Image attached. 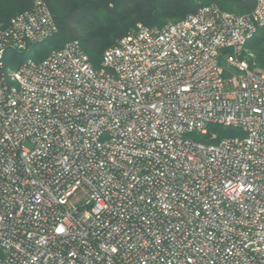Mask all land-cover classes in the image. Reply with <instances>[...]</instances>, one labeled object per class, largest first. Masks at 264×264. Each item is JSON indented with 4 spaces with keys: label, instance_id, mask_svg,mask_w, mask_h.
I'll list each match as a JSON object with an SVG mask.
<instances>
[{
    "label": "built area",
    "instance_id": "1",
    "mask_svg": "<svg viewBox=\"0 0 264 264\" xmlns=\"http://www.w3.org/2000/svg\"><path fill=\"white\" fill-rule=\"evenodd\" d=\"M244 1L138 23L97 68L77 40L6 66L56 34L42 0L0 26V264H264V70L242 57L264 0Z\"/></svg>",
    "mask_w": 264,
    "mask_h": 264
},
{
    "label": "trees",
    "instance_id": "2",
    "mask_svg": "<svg viewBox=\"0 0 264 264\" xmlns=\"http://www.w3.org/2000/svg\"><path fill=\"white\" fill-rule=\"evenodd\" d=\"M34 0H0V26L30 8ZM50 9L57 32L49 38V49L33 50L32 59L40 61L52 50L77 40L90 63L97 68L104 51L130 33L141 23L149 28H161L177 22L205 5L215 4L233 14H247L253 8L244 0H42ZM36 45H31L36 48ZM30 46V47H31ZM9 54H16L9 52ZM242 57L249 66L264 70V27L246 41ZM222 61V57H220ZM5 64H7L5 62ZM8 65V64H7ZM208 135L216 134L211 142L239 134L232 128L210 125Z\"/></svg>",
    "mask_w": 264,
    "mask_h": 264
},
{
    "label": "rangeland",
    "instance_id": "3",
    "mask_svg": "<svg viewBox=\"0 0 264 264\" xmlns=\"http://www.w3.org/2000/svg\"><path fill=\"white\" fill-rule=\"evenodd\" d=\"M50 45V41L49 39L40 43L39 45L36 46V48H32L29 47L27 50L21 52V53H16V54H9L6 53L5 55V62L8 64H6V66L10 69V70H15L16 67L18 66L19 63H21V61L25 60L28 57L32 58V52L33 50H41V51H45L47 49H49Z\"/></svg>",
    "mask_w": 264,
    "mask_h": 264
}]
</instances>
